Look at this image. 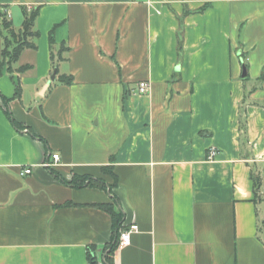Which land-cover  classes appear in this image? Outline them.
Here are the masks:
<instances>
[{
    "label": "crops",
    "instance_id": "obj_1",
    "mask_svg": "<svg viewBox=\"0 0 264 264\" xmlns=\"http://www.w3.org/2000/svg\"><path fill=\"white\" fill-rule=\"evenodd\" d=\"M38 5L36 49L0 71V264H102L110 203L138 227L113 264H264V0H0Z\"/></svg>",
    "mask_w": 264,
    "mask_h": 264
},
{
    "label": "trees",
    "instance_id": "obj_2",
    "mask_svg": "<svg viewBox=\"0 0 264 264\" xmlns=\"http://www.w3.org/2000/svg\"><path fill=\"white\" fill-rule=\"evenodd\" d=\"M210 4H211L210 1L205 2L202 6H200L198 9L194 10L193 12H203L206 8L210 6ZM20 9H21L22 20L18 29H14L12 20L9 18L6 11H1L0 9V38L2 41V48L0 51V67L6 65L7 66L6 69L8 72L11 71L12 69L11 65L18 60L23 50L36 49V39L39 36V31L35 28V21L38 16L39 5L36 7H31L29 9H27L25 6H21ZM48 38H49L50 48H52V45L54 44L53 29L49 32ZM66 50L67 47L64 44H60L56 55L53 53V51H50V60L53 66L52 68L55 69L56 73H58L56 63H58L63 59L62 53L65 52ZM25 68L27 67L25 66L18 67V70L19 71L24 70ZM58 80L65 84H70L72 82L71 76L66 74L59 75ZM19 94H20V88L17 85L15 89V95L19 96ZM0 97L2 98L4 104L6 105L7 99L3 98L1 95ZM6 113L10 121L14 124V126L16 128H19V126L13 120L10 112L6 110ZM244 125H245V119L241 115L240 116L241 131L244 130ZM250 177L252 180L254 199H257L259 197V192L261 187V178L253 170L250 174ZM66 183L73 187L101 186L100 185L101 183L98 179L89 176H83V177L74 176L69 182ZM113 204L114 203L100 205L101 208H103L104 210L110 213L112 217V231H113L112 241L105 248L106 254L103 258L102 264H113L112 254L113 251L117 248L119 231L121 228H123L122 214L120 211H116L114 209ZM89 260H90V264H97L95 257L93 256V252L89 254Z\"/></svg>",
    "mask_w": 264,
    "mask_h": 264
},
{
    "label": "built area",
    "instance_id": "obj_3",
    "mask_svg": "<svg viewBox=\"0 0 264 264\" xmlns=\"http://www.w3.org/2000/svg\"><path fill=\"white\" fill-rule=\"evenodd\" d=\"M149 91V83L147 81H140L137 84L136 92L138 94H146ZM217 154V150L215 148H209L206 152V160L212 161ZM58 160V154H51L50 160H47L43 163V166L47 168L54 167ZM32 171L31 166H23L19 170V175H28ZM138 230V227L136 223L129 224L128 226H123V228L120 229L118 234V244L117 247H123L130 244V237L133 232H136Z\"/></svg>",
    "mask_w": 264,
    "mask_h": 264
},
{
    "label": "rangeland",
    "instance_id": "obj_4",
    "mask_svg": "<svg viewBox=\"0 0 264 264\" xmlns=\"http://www.w3.org/2000/svg\"><path fill=\"white\" fill-rule=\"evenodd\" d=\"M16 13V15H14L12 18H10L11 20H12V23H13V27H14V29H18V27L20 26V23H21V20H22V17H21V15L19 16L18 15V13L17 12H15ZM21 14V13H20ZM20 18V19H19ZM0 51H1V44H0ZM56 54V53H55ZM18 63L17 62H15V63H13L12 65H11V71L10 72H8V71H4V73L5 74H7V75H11V73H14L13 71H15L14 70V67H16V65H17ZM56 65H57V63H56ZM0 71H1V67H0ZM16 79V81H18V79H17V77L15 78Z\"/></svg>",
    "mask_w": 264,
    "mask_h": 264
},
{
    "label": "water",
    "instance_id": "obj_5",
    "mask_svg": "<svg viewBox=\"0 0 264 264\" xmlns=\"http://www.w3.org/2000/svg\"><path fill=\"white\" fill-rule=\"evenodd\" d=\"M55 75H56V71L55 69L53 70L51 76H50V80L53 81L55 79ZM242 76H245L246 75V68L244 66H242V73H241ZM50 81H48L44 86H43V91L48 87Z\"/></svg>",
    "mask_w": 264,
    "mask_h": 264
}]
</instances>
